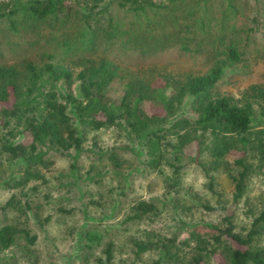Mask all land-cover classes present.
<instances>
[{
  "label": "trees",
  "instance_id": "obj_1",
  "mask_svg": "<svg viewBox=\"0 0 264 264\" xmlns=\"http://www.w3.org/2000/svg\"><path fill=\"white\" fill-rule=\"evenodd\" d=\"M250 2L262 10L264 0H0V50L7 39L13 55L0 61V128L6 130L2 150L18 172L14 183H45L52 151H73L77 172L90 135L112 129L126 145L95 149L101 164L97 176L111 172L129 184L131 174H163L169 166L165 195L180 210L181 192L188 196L181 187L184 149L196 143L198 157L191 162L204 171L210 191L216 172L227 168L230 155L236 157V174L230 170L232 205L191 199L205 211L225 210L226 215L220 224H191L184 239L151 231L149 240L134 242L135 255L154 252V264H264L259 242L264 210L245 234L235 218L253 174V157L264 164V129L255 123V105L264 101V90L254 85L240 99L218 91L246 62L257 19L248 29L240 18ZM170 51L189 57L198 68L148 62ZM128 54L138 59L126 60ZM148 106L160 111L149 113ZM122 152H131V161ZM92 173L86 180L95 182ZM79 180L74 175V184L83 188ZM120 194L113 195V212ZM25 207L32 210L31 202ZM165 207V199H138L125 222L154 220ZM199 226L209 231L202 233ZM21 236L28 244L37 241L28 230L0 227V250ZM114 246L107 245L106 262L112 261Z\"/></svg>",
  "mask_w": 264,
  "mask_h": 264
},
{
  "label": "rangeland",
  "instance_id": "obj_2",
  "mask_svg": "<svg viewBox=\"0 0 264 264\" xmlns=\"http://www.w3.org/2000/svg\"><path fill=\"white\" fill-rule=\"evenodd\" d=\"M254 19H257V25H255L256 30L251 33L252 39L244 56L245 64L240 67V72L229 76L218 86L220 93L231 95L236 99H240L242 93L254 85L261 86L264 90V2L260 11L254 3L246 4L245 16L240 18V23L249 29ZM7 41L5 39L3 44L4 51L0 50V61L13 56L9 54L12 52L7 51L9 48ZM128 57L125 59L129 61L138 59L133 54H128ZM148 62L163 64L169 69L177 67L185 71L191 69L195 71L198 68L189 57L176 51L163 53ZM145 108L149 113L160 111L150 109V106ZM255 111L257 129L262 130L264 101L255 105ZM5 135L6 130L0 128V227L13 225L21 230H28L32 236L37 237V241L35 244H28L22 236L19 237L10 248L0 250V264H154L157 254L150 252L136 256L134 242L149 240L147 233L151 231L169 237L176 233L184 239L191 229V224H220L226 215L225 210L205 211L192 200L211 206H216L220 201L221 206L226 208L232 205L234 182L230 175L236 174L237 169L234 167L236 157L230 155L226 161L227 168L225 167L220 173L216 172L218 181L214 190L210 191L209 180L204 171L191 162L193 158L198 157L199 150L196 143H191L184 149L182 165L186 166L183 170L181 187L187 190L188 196H185L186 191L181 192L182 203L178 210L165 195L167 192L165 178L172 171L169 166H164L163 174L156 171L131 174L129 184L111 172L103 175L102 178L97 176L96 169L101 164L98 163L100 159L95 156V149L126 145L124 138H120L112 129L90 135L77 161V172L72 170L73 151L72 155H62L52 151L48 157L51 167L47 172V181L31 182L25 187H18L14 183L13 179L17 177L18 172L14 173L8 155L2 150V140ZM95 143L97 147H93ZM121 154L124 159L131 161L133 156L131 152ZM252 160L255 161L253 174L250 176L246 194L237 206L235 217L238 231L244 234L250 228L255 216L264 210V164H260L256 155ZM136 162L140 163L138 160ZM89 171L96 174L95 182L86 180ZM73 174L77 178L80 177L79 183L83 188L74 184ZM34 187L37 191L33 189ZM120 193L124 194L119 196L118 209L113 212L115 202L113 195ZM141 198L155 199L158 202L165 199L166 207L154 220L125 222L130 206ZM10 200L13 202L7 206ZM27 200L31 202L30 211L25 207ZM89 201H94L95 204L89 205L86 209L85 205ZM199 229L202 233L209 231L204 230L205 226H199ZM89 235L93 238H88ZM259 242L264 246V235ZM109 243L115 245L113 259L111 262H106L104 252ZM213 264H215L214 260Z\"/></svg>",
  "mask_w": 264,
  "mask_h": 264
}]
</instances>
